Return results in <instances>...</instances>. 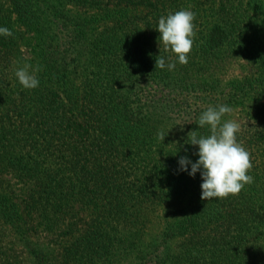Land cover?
I'll list each match as a JSON object with an SVG mask.
<instances>
[{"label":"trees","instance_id":"obj_1","mask_svg":"<svg viewBox=\"0 0 264 264\" xmlns=\"http://www.w3.org/2000/svg\"><path fill=\"white\" fill-rule=\"evenodd\" d=\"M182 8L185 64L156 28ZM0 26V264H264V0H0ZM217 104L252 181L206 200L178 158Z\"/></svg>","mask_w":264,"mask_h":264},{"label":"clouds","instance_id":"obj_2","mask_svg":"<svg viewBox=\"0 0 264 264\" xmlns=\"http://www.w3.org/2000/svg\"><path fill=\"white\" fill-rule=\"evenodd\" d=\"M195 13L186 8L169 12L158 18L156 28L159 35V46L165 51L175 54V62L185 64L193 46V19ZM11 31L6 26H0V36H10ZM175 62L165 63L164 57L158 56L156 66L172 70ZM30 65L15 70L18 82L24 88H35L39 80L35 75L36 69L29 71ZM231 107L227 104L209 106L202 111L196 123L199 127L208 126V135L192 133L188 143L196 145L194 155L197 159L180 156L178 171H185L195 177L201 176V199L224 198L230 194H237L246 183H251L252 177L247 174L251 167L248 151L237 141L236 133L240 129L238 121L233 119L222 120L225 113H230ZM164 139L163 132L158 133ZM187 151V149H185Z\"/></svg>","mask_w":264,"mask_h":264},{"label":"rangeland","instance_id":"obj_3","mask_svg":"<svg viewBox=\"0 0 264 264\" xmlns=\"http://www.w3.org/2000/svg\"><path fill=\"white\" fill-rule=\"evenodd\" d=\"M29 50H28V48H25L24 49V53H26V55H28L29 56V52H28ZM232 72V73H231ZM239 72H241V69L238 67V65L236 64L235 66H233L232 68H231V70H230V74L232 75V74H238ZM240 113H238V111H234V113H233V115H232V117L230 118V119H233V120H236V121H238L239 123H241L242 121H241V119H240V115H239Z\"/></svg>","mask_w":264,"mask_h":264}]
</instances>
